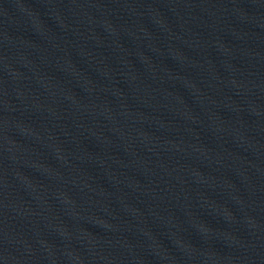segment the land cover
<instances>
[{
  "label": "water",
  "instance_id": "water-1",
  "mask_svg": "<svg viewBox=\"0 0 264 264\" xmlns=\"http://www.w3.org/2000/svg\"><path fill=\"white\" fill-rule=\"evenodd\" d=\"M0 264H264V0H0Z\"/></svg>",
  "mask_w": 264,
  "mask_h": 264
}]
</instances>
